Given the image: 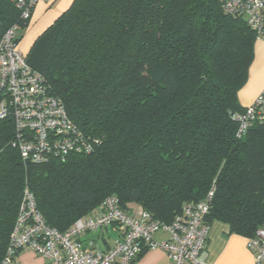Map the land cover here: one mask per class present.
<instances>
[{"label":"trees","instance_id":"trees-1","mask_svg":"<svg viewBox=\"0 0 264 264\" xmlns=\"http://www.w3.org/2000/svg\"><path fill=\"white\" fill-rule=\"evenodd\" d=\"M20 15L0 0V38L27 25ZM255 41L221 0H73L25 57L96 144L23 163L12 119L0 121V262L24 187L60 233L108 196L169 224L213 190L205 221L252 238L264 227V121L238 138L233 116Z\"/></svg>","mask_w":264,"mask_h":264},{"label":"built area","instance_id":"built-area-1","mask_svg":"<svg viewBox=\"0 0 264 264\" xmlns=\"http://www.w3.org/2000/svg\"><path fill=\"white\" fill-rule=\"evenodd\" d=\"M20 10L21 20L30 19L33 8L44 0H11ZM223 12L244 19L256 40L264 41V0H221ZM17 24L0 38V121L10 117L14 126L12 147L23 163L40 164L49 158L61 161L69 155L89 154L96 142L86 137L70 120L62 101L51 94L43 77L26 62L18 47ZM240 138L255 121H264V88L242 114L233 116ZM213 196L183 206L169 224L152 218L137 208L134 214L123 210L114 196L106 197L90 217L76 220L63 233L49 227L38 212L35 200L24 187L22 200L9 243L0 264H12L18 251L28 249L48 264H132L145 250H162L170 264H204L199 255L208 241L210 225L205 221ZM114 227V245L103 250L93 240L81 237ZM167 233L155 242L153 235ZM255 264H264V227L247 239Z\"/></svg>","mask_w":264,"mask_h":264},{"label":"crops","instance_id":"crops-1","mask_svg":"<svg viewBox=\"0 0 264 264\" xmlns=\"http://www.w3.org/2000/svg\"><path fill=\"white\" fill-rule=\"evenodd\" d=\"M72 1L44 0L33 9L27 25L21 30L23 31L21 40L17 42L24 54H27L33 42L68 9ZM263 88L264 41L256 40L247 82L237 95L239 104L243 108L249 106ZM135 210L134 207L129 212L134 214ZM209 225L208 241L204 251L199 255L200 262L204 264H255L246 238L231 234L229 226L221 222L212 221ZM117 236V230L111 226L96 233L86 234L81 237V241L93 240L100 248L107 250L114 245ZM167 236V233L159 231L153 235V240L159 243L166 240ZM12 264H48V262L28 249H21ZM132 264H170V262L162 250L155 248L143 251Z\"/></svg>","mask_w":264,"mask_h":264},{"label":"rangeland","instance_id":"rangeland-1","mask_svg":"<svg viewBox=\"0 0 264 264\" xmlns=\"http://www.w3.org/2000/svg\"><path fill=\"white\" fill-rule=\"evenodd\" d=\"M38 4H39V3H38ZM38 4H37V5H38ZM37 5H36V6H37ZM36 6H35V7H36ZM35 7H34V8H35ZM34 8H33V9H34ZM32 11H33V10H32ZM31 14H32V12H31ZM30 17H31V15H30ZM22 29H23V28L20 27V28H19V31H18V33H17V37L19 38V40H21V37H22V34H23V31H21ZM22 47H24V45H22ZM20 50H21V49H20ZM21 51H22V50H21ZM22 52H23V51H22ZM259 94H260V93H259ZM252 103H253V102H252ZM250 105H251V104H250ZM250 105H249V106H250ZM247 107H248V106H247Z\"/></svg>","mask_w":264,"mask_h":264}]
</instances>
